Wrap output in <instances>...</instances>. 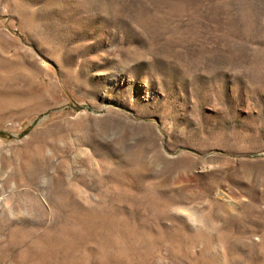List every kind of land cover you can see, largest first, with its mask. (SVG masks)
<instances>
[{"label":"rangeland","instance_id":"374dc122","mask_svg":"<svg viewBox=\"0 0 264 264\" xmlns=\"http://www.w3.org/2000/svg\"><path fill=\"white\" fill-rule=\"evenodd\" d=\"M0 264H264V0H0Z\"/></svg>","mask_w":264,"mask_h":264}]
</instances>
